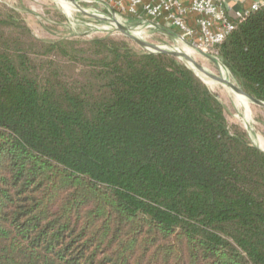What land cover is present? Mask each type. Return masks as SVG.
<instances>
[{
	"label": "trees",
	"instance_id": "16d2710c",
	"mask_svg": "<svg viewBox=\"0 0 264 264\" xmlns=\"http://www.w3.org/2000/svg\"><path fill=\"white\" fill-rule=\"evenodd\" d=\"M217 50L264 101V7ZM159 53L0 3V264H264V151Z\"/></svg>",
	"mask_w": 264,
	"mask_h": 264
},
{
	"label": "rangeland",
	"instance_id": "374dc122",
	"mask_svg": "<svg viewBox=\"0 0 264 264\" xmlns=\"http://www.w3.org/2000/svg\"><path fill=\"white\" fill-rule=\"evenodd\" d=\"M0 3L18 11L34 34L40 39L56 41L59 39L72 40L82 38L89 40L106 35L118 38L125 37L117 30L113 22L108 19L107 15L111 17L112 15L106 7L89 5L78 1L79 6L87 12L84 13L79 11L73 3H66L61 0H0ZM114 18L124 23L120 16H114ZM127 26L131 27L128 24ZM131 28L138 37L148 44L166 47L168 51H191L185 44L178 42L176 38L170 39L161 36L156 30H148L141 35V33H137L134 30L135 27ZM137 47L142 49L138 45ZM191 55H193L197 63L204 66L210 74L217 78L214 79L210 76L207 79L209 80L208 86L218 94L224 103L227 119L232 130L234 132H243L250 144L264 151V108L253 104L249 100H246L248 105L246 106L237 101L236 97L238 95L229 87L214 83L221 77L238 83L221 62L217 66L207 56L198 52L191 51ZM179 60L188 64L185 60ZM188 65L192 68L190 64ZM194 71L201 79L205 78L199 71L195 69Z\"/></svg>",
	"mask_w": 264,
	"mask_h": 264
},
{
	"label": "built area",
	"instance_id": "2783aa9c",
	"mask_svg": "<svg viewBox=\"0 0 264 264\" xmlns=\"http://www.w3.org/2000/svg\"><path fill=\"white\" fill-rule=\"evenodd\" d=\"M113 9L131 27L167 29L191 51L218 59L217 47L252 12L264 7V0H77ZM236 5V6H235ZM133 21V24L130 23Z\"/></svg>",
	"mask_w": 264,
	"mask_h": 264
},
{
	"label": "water",
	"instance_id": "95a60500",
	"mask_svg": "<svg viewBox=\"0 0 264 264\" xmlns=\"http://www.w3.org/2000/svg\"><path fill=\"white\" fill-rule=\"evenodd\" d=\"M72 3L74 5H76V7L78 8L79 11L87 13L84 9H82L77 0H71ZM109 13L112 15L108 16V19L111 20L113 22V24L116 26L117 30L122 33L123 35L127 36L128 38H130L131 40H133L139 47H141L144 51L149 52L151 54H160L157 49L156 46L151 45L146 43L145 41H143L140 37H138V35L133 31V29L129 26H127V24L121 23L119 22L117 19L114 18L116 12L111 9L108 10ZM105 15V14H104ZM168 55L178 58V59H182L185 60L188 64H190L192 66L193 69L199 71V73H201L203 75V77H205L206 79L210 78V72L201 64L197 63L194 64L192 62V60H195V58L193 57V55L186 53V51L182 52V51H169ZM207 58L212 61L215 65H219L220 61L212 56H207ZM196 61V60H195ZM204 81V79H202ZM205 82V81H204ZM214 82V81H212ZM207 83V82H205ZM214 83H218L224 87H235L236 89H238L240 92L244 93L246 95V97L248 98V100L250 102H252L253 104L264 108V101L258 100L256 99L254 96L250 95L249 93H247L238 83H234L231 80L228 81H221V80H217Z\"/></svg>",
	"mask_w": 264,
	"mask_h": 264
},
{
	"label": "bare ground",
	"instance_id": "6f19581e",
	"mask_svg": "<svg viewBox=\"0 0 264 264\" xmlns=\"http://www.w3.org/2000/svg\"><path fill=\"white\" fill-rule=\"evenodd\" d=\"M61 1H64V2H66V3H72V1L71 0H61ZM134 30L137 32V33H139L140 32V29H138V28H134ZM139 30V31H138ZM156 49H157V51L158 52H164L165 50H167V49H164L163 47H160V46H156ZM168 51V50H167ZM186 51V53H188V54H191V51L190 50H185ZM192 62L194 63V64H197V62L195 61V60H192ZM210 76L212 77V78H214V79H217L214 75H212V74H210ZM204 80H205V82H207V84H208V82H209V80H207V79H205L204 78ZM219 80H221V81H228V79L227 78H220ZM235 94H237L238 95V97H236V99H237V101L238 102H240V103H242V104H244V105H246V106H248L247 105V102H246V100H248V98L246 97V95L244 94V93H242V92H240L238 89H236L235 87H229ZM247 110H249V109H247ZM246 110V111H247Z\"/></svg>",
	"mask_w": 264,
	"mask_h": 264
},
{
	"label": "crops",
	"instance_id": "0c3cea01",
	"mask_svg": "<svg viewBox=\"0 0 264 264\" xmlns=\"http://www.w3.org/2000/svg\"><path fill=\"white\" fill-rule=\"evenodd\" d=\"M236 2V1H235ZM234 2V4H235ZM233 4V5H234ZM236 6V5H235ZM156 32L161 35V36H165L167 38H170V39H175L176 37L173 36V34L171 33V31L169 30H164V29H156Z\"/></svg>",
	"mask_w": 264,
	"mask_h": 264
}]
</instances>
